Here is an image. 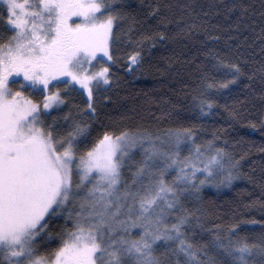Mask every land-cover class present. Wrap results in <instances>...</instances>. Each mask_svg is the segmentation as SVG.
Returning <instances> with one entry per match:
<instances>
[{"label":"snow or ice","instance_id":"1","mask_svg":"<svg viewBox=\"0 0 264 264\" xmlns=\"http://www.w3.org/2000/svg\"><path fill=\"white\" fill-rule=\"evenodd\" d=\"M0 5V264H264V221L247 222L259 223L254 235H241L240 221L206 228L196 206L205 186L239 176L241 160L217 147L218 137L196 143L195 125L157 134L101 117L99 99L110 101L120 86L112 66L124 57L138 72L145 46L168 40L167 31L140 32L122 0ZM225 7L244 15L251 6ZM172 8L158 0L149 15L163 24ZM260 8L264 18V0ZM208 55L212 70L193 96L201 115L244 79L245 87L257 77L264 85V59L257 68ZM73 91L86 94V106L64 112ZM59 216L68 226L54 233L50 221ZM197 230L211 238L197 242Z\"/></svg>","mask_w":264,"mask_h":264},{"label":"trees","instance_id":"2","mask_svg":"<svg viewBox=\"0 0 264 264\" xmlns=\"http://www.w3.org/2000/svg\"><path fill=\"white\" fill-rule=\"evenodd\" d=\"M122 2L131 6L128 10L139 21L140 32L163 30L167 31L169 39L157 43L151 50L145 46V63L138 72L128 70L124 57L112 66L120 86L108 93L110 101L99 99L103 105L102 119L117 128L142 127L157 134L168 128L195 125L196 143L212 139L213 135L218 137L217 147L241 160L237 170L239 176L230 185L205 186L203 199L196 206L206 214V228L220 225L226 230L240 221L243 222L241 235L258 233L261 231L259 223L247 222L264 221V96L261 95L264 85L259 77L250 87H245L249 84L247 79L242 80L230 93L216 98L217 105L209 115H201L196 106L198 101H194L193 96L199 91V76L212 70L214 60L208 55L210 51L232 61H248L250 67H259V61L264 59L261 51L264 47L262 0H243L251 6L244 15L239 10L229 13L225 7L240 0H159L173 5L170 11L163 10L167 16L163 24L162 17L149 15L158 0ZM184 4L190 7H178ZM167 21L171 24L165 27ZM122 26L126 29L127 22ZM187 26H193L190 32L180 31ZM130 50L124 49L125 52ZM34 98H39L38 94ZM69 100L64 112L73 105L84 108L87 96L73 91L69 93ZM234 101L240 103L234 104ZM229 109L238 115L233 117ZM50 224L54 233L68 226L64 216L53 218ZM210 238V234H201L197 230V242H206Z\"/></svg>","mask_w":264,"mask_h":264},{"label":"rangeland","instance_id":"3","mask_svg":"<svg viewBox=\"0 0 264 264\" xmlns=\"http://www.w3.org/2000/svg\"><path fill=\"white\" fill-rule=\"evenodd\" d=\"M0 6H2V5H0ZM3 7V6H2ZM1 7V8H2ZM77 87H79V86H77ZM188 153H187V148H185L184 150H183V152H182V155H187ZM172 175H175V173H172ZM169 179H171V177H169ZM208 186H210V187H214L213 185H208ZM221 186V185H220ZM219 186V187H220Z\"/></svg>","mask_w":264,"mask_h":264}]
</instances>
